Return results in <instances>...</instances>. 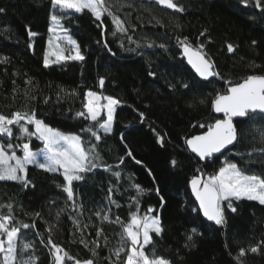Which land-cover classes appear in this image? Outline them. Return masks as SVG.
<instances>
[{
	"label": "trees",
	"instance_id": "16d2710c",
	"mask_svg": "<svg viewBox=\"0 0 264 264\" xmlns=\"http://www.w3.org/2000/svg\"><path fill=\"white\" fill-rule=\"evenodd\" d=\"M174 2L184 11L145 0H106L128 29L115 36L107 15L101 24L88 10L70 13L61 23L77 39L84 60L45 67L51 15L56 11L51 0H0L4 10L0 12V57H8L0 62V113L34 111L47 125L81 134L85 146L95 144L101 158L97 168L73 182L74 199L82 208L71 206L63 191L62 171L49 173L30 165L29 186L0 181V215H8L11 205L14 226L30 225L21 227L18 243L31 242L27 254L35 258V264H54L53 243L74 258L66 257L65 264L88 259L93 264H124L126 252L117 261L112 250L120 247L122 225L130 223L137 209L141 216L159 218L163 232L152 234L155 252L171 264H264V204L233 199L236 211L224 208L226 222L221 228L202 215L190 191L193 177L203 174L206 178L225 159L249 174L264 176V155L259 152L264 148L261 114L235 120L238 142L218 157L203 162L186 143L222 117L214 114L213 100L230 86L228 81L264 74V0L260 7L255 0L247 5L242 0ZM29 30L36 36H30ZM185 38L193 48L204 46L203 53L219 76L204 81L193 72L178 43ZM100 78H104L103 87ZM89 90L121 101L115 107L112 132L101 130L99 141L81 133L95 122L76 115L86 111ZM104 119L101 116V122ZM13 131L14 136L19 134L16 128ZM158 137L164 138L163 144ZM8 139L0 135V140ZM31 140L37 148L39 139ZM129 150L135 160L127 155ZM116 171L121 173L119 178L113 175ZM133 185L144 191L138 192ZM110 188L115 204L109 203ZM101 209V216H96ZM105 212L111 222L101 219ZM188 235H193L192 241ZM253 247L258 251L252 252ZM150 250L151 246L146 248Z\"/></svg>",
	"mask_w": 264,
	"mask_h": 264
},
{
	"label": "snow or ice",
	"instance_id": "6c2138e0",
	"mask_svg": "<svg viewBox=\"0 0 264 264\" xmlns=\"http://www.w3.org/2000/svg\"><path fill=\"white\" fill-rule=\"evenodd\" d=\"M155 2L166 5L170 9L184 11L183 6L175 3L174 0H155ZM51 3L56 11L51 15L52 26L49 28V32L57 34V41L61 40L60 34L63 33V41L66 42L69 48L74 49V54L65 55V49L61 48L59 43L54 44L50 38L48 42L49 50L45 53L43 59L45 67L66 60H84L79 45L61 23L70 13H83L88 10L101 24H103V17L107 15L114 27L113 36L118 32L126 33L128 31L125 22L112 12L111 6L106 3V0H51ZM242 3L247 5L249 0H242ZM255 5L260 7L261 0H255ZM3 11V9H0V12ZM29 35L34 37L36 33L29 30ZM178 43L183 48V55L187 57L188 62L195 68L200 77L207 80L210 77L219 76V73L214 70V63L210 58H205L203 45L193 48L187 38L183 41L178 39ZM151 46L150 44L149 47ZM160 47L165 46L161 45ZM228 50L233 51L232 45H228ZM51 57H54V59H51ZM7 61L8 57H0V62ZM228 83L230 87L224 93H217L213 100L214 111L223 114L224 118L217 119L214 123L207 125V131L203 134L186 140L191 151L196 153L201 160H210L214 154H222V150L227 149L230 145L234 146L237 141V129L233 123L234 118L253 119L259 113L261 118L264 119V74L248 75L241 82L232 83L228 81ZM99 84L103 87L104 78H100ZM183 86L188 87L187 84ZM101 101H106V103H101ZM120 103V100L112 96H102L89 90L86 93V103L84 104L86 111H80L76 115L95 122V125L81 129V133L90 134L97 141L101 139V130L104 134L110 133L115 107ZM104 111H106L107 118L101 122V113ZM140 115L143 118L144 114L140 113ZM30 125H34V131L30 130ZM14 127L19 133L15 136ZM200 127H205V125H200ZM0 135L9 138L7 143L0 141V181H18L27 187L31 183L27 179L28 166L33 165L49 173H56L62 169L66 181L63 191L66 192L68 200L72 201L71 206L73 208H82V205L78 206L76 204L72 185L74 181L82 180L83 174L91 172L99 166L97 161L101 158L96 151L95 144L89 143L86 147L81 134L62 133L45 124L43 120L38 119L34 111H15L11 116L0 113ZM32 137L43 141L44 148L33 151L30 143ZM261 138L264 140V130H262ZM13 139L18 143H13ZM158 139L163 144L164 138L158 137ZM17 149L22 150V156L17 155ZM259 152L264 155V148L259 149ZM251 154L249 153V155ZM127 155L132 157L130 150ZM132 159L135 160V157H132ZM120 163H123V158L120 159ZM136 163H140V161H136ZM176 163L175 160L172 161L173 165ZM107 168L111 170L112 166L108 165ZM197 171L199 172V169ZM113 175L119 178L121 173L116 171L113 172ZM191 185L204 216L216 224L226 222L225 207L233 212L236 211L232 207L233 199H247L264 204V176L249 174L237 164L228 162L227 159L218 171H214L206 178H203V174L194 177ZM133 186L138 192L144 191L140 185ZM112 191L113 189L110 188L108 199L110 204H115L116 202L111 197ZM158 191L159 189H157ZM161 200H163V197H161ZM8 208V215H0V264H35V258L27 254L33 247L31 242L18 243L21 227L29 228L30 225L14 226L15 218L11 214V205H8ZM101 211L104 210L97 211L95 215L101 216ZM108 211H110V208ZM151 211L152 209H148V212ZM59 215L60 211L57 212L58 218ZM101 219L111 222L107 212ZM116 222L121 223L118 217ZM74 223L77 222L74 221ZM87 226L84 225V227ZM48 231L51 232V228ZM102 231V229L98 230L97 236ZM162 232L163 229L158 217L149 216L147 213L141 216L139 209H137V212L132 213L130 223L122 225L121 245L112 250L116 260L119 261L121 253L126 252L124 264H171L170 260L157 256L155 252L152 234L155 233L159 236ZM191 233L196 234L197 229L192 228ZM192 239L193 235L187 236L188 241H192ZM49 242L51 243L50 237ZM125 242L129 243L127 250L125 249ZM81 243H85V246H87L85 241L82 240ZM93 243L96 247H99L97 241H93ZM149 246H151V250L146 251ZM50 251L53 255L54 264H65L66 257L70 260L74 259L54 243L51 244ZM251 251L257 252L258 247L251 248ZM92 252L95 256V249H92ZM240 255H244L243 249L240 250ZM237 258L239 259V257ZM74 264H81V261L74 260ZM83 264H93V260H85Z\"/></svg>",
	"mask_w": 264,
	"mask_h": 264
},
{
	"label": "rangeland",
	"instance_id": "374dc122",
	"mask_svg": "<svg viewBox=\"0 0 264 264\" xmlns=\"http://www.w3.org/2000/svg\"><path fill=\"white\" fill-rule=\"evenodd\" d=\"M52 26V22L50 23V26L49 27H51ZM65 28V27H64ZM66 29V28H65ZM68 31V30H67ZM68 34L69 35H71L69 32H68ZM56 33H50L49 32V34H48V42H49V39L51 38L52 40H53V43L55 44V43H59L60 44V47L61 48H64L65 49V55H71V54H74V49H71V48H69V46H67V44H66V42H64L63 41V33H61L60 35H61V40H59V41H57V39H56ZM71 37L76 41V43L78 44V41H77V39L74 37V36H72L71 35ZM79 45V44H78ZM47 50H46V52L49 50V43H47ZM80 48V47H79ZM80 52H81V50H80ZM81 54H82V52H81ZM83 55V54H82ZM51 59H54V57H51ZM91 91H93V90H91ZM95 92V91H94ZM101 103H106V101H101ZM115 112H116V109H115V111H114V118H115ZM103 115H105V119L107 118V114H106V111H104V112H102L101 113V116H103ZM38 118V117H37ZM38 119H40V118H38ZM41 120V119H40ZM114 122H115V120H113V123H112V130H113V126H114ZM46 124V123H45ZM49 125V124H48ZM50 126V125H49ZM50 127H52V126H50ZM15 128V127H14ZM29 128H30V126H29ZM52 128H54V127H52ZM54 129H57V128H54ZM30 130H32V131H34V125H33V129H31L30 128ZM58 131H60V132H62V133H65V134H70V133H75V132H66V131H63V130H61V129H57ZM112 132V131H111ZM75 134H78V133H75ZM6 137V136H5ZM8 138V137H7ZM36 138V137H35ZM36 139H38V138H36ZM0 141H3V142H6V141H8V140H6V141H4V140H0ZM31 141L32 140H30V143H31ZM27 142V141H26ZM39 146L37 147V148H35L33 145H31V148H32V150L33 151H39L40 149H42V148H44V142L43 141H41V140H39ZM17 155H23V152H22V150L21 151H18L17 150ZM29 168V167H28ZM27 171H28V169H27ZM60 171H62L63 172V170L61 169ZM208 175H206V177H207ZM149 216H153V217H156L155 215H149ZM61 254H63V253H61ZM81 264H83V263H81Z\"/></svg>",
	"mask_w": 264,
	"mask_h": 264
},
{
	"label": "water",
	"instance_id": "95a60500",
	"mask_svg": "<svg viewBox=\"0 0 264 264\" xmlns=\"http://www.w3.org/2000/svg\"><path fill=\"white\" fill-rule=\"evenodd\" d=\"M145 1H148V2H155V0H145ZM160 5V4H159ZM160 6H163V7H167L166 5H160ZM168 8V7H167ZM169 10H175V9H170V8H168ZM184 57H185V59H186V63H188V65L191 67V69L193 70V72L195 73V74H197L198 76H199V74L196 72V70H195V68H193L192 67V65L188 62V60H187V57L184 55ZM205 58L206 59H208L206 56H205ZM200 77V76H199ZM215 77V76H214ZM202 80H204V81H207V80H210V79H212L213 77H210V78H208L207 80H205L204 78H202V77H200ZM241 82V81H240ZM230 87V86H229ZM214 114L215 115H217V116H219V115H221L222 117L220 118V119H223L224 118V116H223V114H221V113H216L215 111H214ZM241 119H244V118H234V120H233V123H234V125H235V120H241ZM236 126V125H235ZM237 129V128H236ZM201 134H203V133H199L198 135H201ZM194 136H197V135H194ZM193 136H191L189 139H191ZM238 138H239V136H238V134H237V141L234 143V146L237 144V142H238ZM234 146L233 145H230V146H228V148L227 149H225V150H222V153H224V152H226V151H228V150H232V148H234ZM187 147H188V149H190V147L187 145ZM191 150V149H190ZM194 153V152H193ZM196 156H197V154L196 153H194ZM221 155V153H217V154H214V156L213 157H218V156H220ZM198 157V156H197ZM199 158V157H198ZM200 159V158H199ZM207 159H204V160H202L203 162H205ZM198 176V175H197ZM196 177V176H195ZM194 178V177H193ZM192 178V179H193ZM204 178V177H203ZM192 179L190 180V191L192 192V194H193V197H194V199H195V201L198 203V205H199V201L196 199V196H195V194H194V192H193V190H192V185H191V181H192ZM199 209H200V212L202 213V215L204 216V214H203V211H202V209L200 208V206H199ZM205 217V216H204ZM209 222H211V223H215L214 221H212V220H209L207 217H205ZM218 226H220L221 228H223L224 227V224H217Z\"/></svg>",
	"mask_w": 264,
	"mask_h": 264
}]
</instances>
